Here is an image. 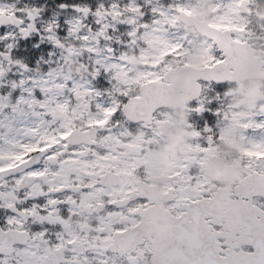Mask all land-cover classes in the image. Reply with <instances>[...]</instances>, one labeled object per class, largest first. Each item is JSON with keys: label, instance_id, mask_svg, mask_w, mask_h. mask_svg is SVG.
Returning a JSON list of instances; mask_svg holds the SVG:
<instances>
[{"label": "snow or ice", "instance_id": "snow-or-ice-1", "mask_svg": "<svg viewBox=\"0 0 264 264\" xmlns=\"http://www.w3.org/2000/svg\"><path fill=\"white\" fill-rule=\"evenodd\" d=\"M71 7L61 39L43 6L0 5V264H264V0ZM34 33L59 50L39 68L12 56ZM77 51L84 78L64 67Z\"/></svg>", "mask_w": 264, "mask_h": 264}, {"label": "rangeland", "instance_id": "rangeland-1", "mask_svg": "<svg viewBox=\"0 0 264 264\" xmlns=\"http://www.w3.org/2000/svg\"><path fill=\"white\" fill-rule=\"evenodd\" d=\"M111 2H112V0H70V3H71L70 5H74L75 4V5H80V6H87V7L91 8L94 11L96 9V7L100 3H103L107 7V5L110 4ZM116 2H118L121 6H123L124 4H126L128 2V0H116ZM171 2H173V0H171ZM137 3L143 5L144 4V0H137ZM12 4H14L16 8H18L17 7L18 6V0L17 1H15V0H0V5H12ZM71 9H72V7H71ZM145 10H146V15L144 17V20L145 21H148L150 19V15L148 13V6H145L144 11ZM72 11L74 12L73 9H72ZM52 19H55L57 21V23L59 24V21L60 20L58 18L53 17L50 20H52ZM68 19H71V18H68ZM68 19H66V20H68ZM263 19H264V15H260L258 17V22H263ZM66 20H64V22ZM86 23L89 24V25H91L93 27V29H95L97 27V25L94 24V17H92L91 15L89 16L88 22H86ZM116 27H117V31L113 34V33H111V30H109L110 31V34L119 35L122 40H126L127 39L126 32L129 30V26H127V25H117ZM5 31H12V30L6 29ZM5 31H2L1 30L0 31V34H3ZM66 31H67V28H65L64 35L63 36H60L59 35L58 37H60L62 39L65 36ZM1 43H2V41H0V50H3L4 44L8 43V41H6L5 43H2V45H1ZM105 44H107L108 46H110L114 50H116V54H118L119 50H122V48H123V45H117L115 43V41L108 42V41L101 40L100 46L103 47ZM51 50H52L51 52L57 53V56H59V50L55 49L53 46H52V49ZM137 54H138V52H130L129 53V63H130V60L133 59L132 57L136 56ZM82 55H83L82 53H80L79 51H77L72 57L69 58V62L72 61L74 63L75 62L77 63V72L79 74V77L78 78H84L83 73L84 72H87L86 66L85 65H82L81 63H79V57L82 56ZM42 58L43 59H46L45 57H42ZM19 59L22 62L28 64L29 66H30V64H32L33 65L32 67H36V62L33 61L32 59L31 60L30 59H27V58H19ZM47 59H49V58H47ZM66 64L64 65V67H65L66 72L68 73L67 65ZM42 70L46 71L47 70V67H43ZM25 75H35V73L29 72V73H25ZM102 76H104L105 79L107 78V75L105 73L101 72V74L99 76H97L95 79L100 78ZM8 78L9 79H19L20 78V76L16 72L15 68L13 69V71L11 73H9ZM89 87H92V84L91 83H90ZM6 91H8V89L6 87H0V92H6ZM18 94H19V90L13 91V93H12L13 100L15 99V97ZM35 94L37 95V97L40 96V94H39L38 91ZM33 119H35V118H33L31 116L28 117V120L29 121H31ZM21 122H27V121H21ZM16 126L19 127V123H17V125H16L14 121H8L7 122L6 127L9 129V134L14 133ZM0 131H3V130L0 129Z\"/></svg>", "mask_w": 264, "mask_h": 264}, {"label": "flooded vegetation", "instance_id": "flooded-vegetation-1", "mask_svg": "<svg viewBox=\"0 0 264 264\" xmlns=\"http://www.w3.org/2000/svg\"><path fill=\"white\" fill-rule=\"evenodd\" d=\"M209 108H215V107H209ZM180 116H181V119H184V118H187L186 116V113H183L181 112L180 113ZM213 117V115L210 113V112H204L200 115H197L196 113H192L191 116L189 117L190 119V122L194 125V127L196 128H201L203 127L204 125V120L205 121H208L209 123V119H211ZM211 126V125H210ZM32 201H29L23 205H17V207H27ZM38 203H43V198H40L38 201ZM8 211L7 210H4V209H0V225L3 224V218L4 216L8 215ZM61 214H65L63 212V209H62V212ZM153 226L157 229L158 227H162L159 225L158 221H153ZM37 226L36 225H33V229H35Z\"/></svg>", "mask_w": 264, "mask_h": 264}, {"label": "clouds", "instance_id": "clouds-1", "mask_svg": "<svg viewBox=\"0 0 264 264\" xmlns=\"http://www.w3.org/2000/svg\"><path fill=\"white\" fill-rule=\"evenodd\" d=\"M181 139H182V137L177 134L176 138L171 142L170 147L174 148V146L177 143H179ZM173 155H174V151L165 154L164 159H165L166 163H170L171 157ZM158 179H160V180L163 179V171L160 172ZM162 230H163L162 227L157 228V231H162Z\"/></svg>", "mask_w": 264, "mask_h": 264}]
</instances>
